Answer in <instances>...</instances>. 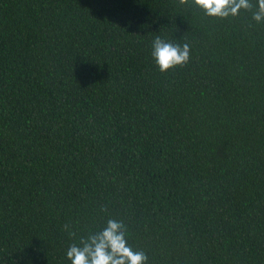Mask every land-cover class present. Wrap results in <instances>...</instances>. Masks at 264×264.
I'll list each match as a JSON object with an SVG mask.
<instances>
[{
  "label": "trees",
  "instance_id": "obj_1",
  "mask_svg": "<svg viewBox=\"0 0 264 264\" xmlns=\"http://www.w3.org/2000/svg\"><path fill=\"white\" fill-rule=\"evenodd\" d=\"M250 2L220 19L193 0H0V264H70L109 218L147 264H264ZM157 35L189 62L160 72Z\"/></svg>",
  "mask_w": 264,
  "mask_h": 264
},
{
  "label": "clouds",
  "instance_id": "obj_2",
  "mask_svg": "<svg viewBox=\"0 0 264 264\" xmlns=\"http://www.w3.org/2000/svg\"><path fill=\"white\" fill-rule=\"evenodd\" d=\"M206 16L225 19L235 17L240 10L252 7L250 0H193ZM252 19L264 22V0H256ZM151 58L160 72L187 64L190 59L188 43H174L160 35L151 40ZM71 234V227L64 225ZM127 226L121 219L109 218L98 230L90 231L79 242L71 243L65 257L70 264H147L145 252L128 243Z\"/></svg>",
  "mask_w": 264,
  "mask_h": 264
}]
</instances>
